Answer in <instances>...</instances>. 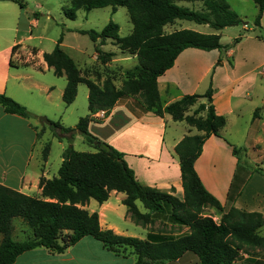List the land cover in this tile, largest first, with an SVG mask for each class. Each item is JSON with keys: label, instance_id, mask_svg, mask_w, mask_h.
<instances>
[{"label": "trees", "instance_id": "1", "mask_svg": "<svg viewBox=\"0 0 264 264\" xmlns=\"http://www.w3.org/2000/svg\"><path fill=\"white\" fill-rule=\"evenodd\" d=\"M12 1L22 9L26 8L21 0ZM253 1L259 9L255 26L262 28L264 0ZM181 2L201 3L202 10L181 6L178 4ZM108 7L113 12L119 7L126 8L133 25L131 35L121 37L120 27L113 21L101 32L86 31L81 34L88 35L100 45H105L108 40L113 41L122 51L136 55L139 65L126 72L122 87L117 88L114 78L106 71L104 81L98 69L92 71L95 80L89 78V74L82 76L78 65L61 46L63 37L51 53L44 54V60L54 70L55 76L67 80L63 95L66 106L75 102L80 84L87 86L89 114L80 119L77 130L96 152H78L69 147L63 154L58 176L40 180L41 198L22 194L0 184V235L3 236L0 264H14L20 255L37 248H45L52 254H63L85 237L101 242L105 249L117 256L135 255L136 264H165L180 259L186 253L195 254L201 264H237L244 255L250 259L241 264H264L253 259L264 255V236L261 235L264 216L235 207L225 211L221 202L205 188L195 169L205 142L212 135L220 136V131L226 125V118L215 112L212 87L204 95L185 96L167 107L163 106L158 90V79L174 66L185 50H218L226 53L240 44L245 35L237 37L233 44L223 46L220 35L192 30L166 34V26L176 21H188L222 31L247 23L231 9L226 0H72L71 7L64 14L69 20H75L80 10L89 12ZM257 38L264 40L261 36ZM97 52L103 65L115 56L114 53H103L99 48ZM135 97L140 99L145 112H153L158 117L169 114L174 121L185 122L202 133L186 136L175 148L181 167L183 201L174 195L175 188L164 192L141 184L125 161L124 154L111 146L109 152L104 150L102 145L105 143L88 130L91 122H101L96 119L98 113L104 112L107 117L122 99ZM200 99H205L206 103L200 104L189 115L190 109ZM0 106L7 114L28 120L34 117L26 107L5 94H0ZM62 128L66 132L75 131ZM55 137L61 139L57 135ZM49 151L50 147L46 146L44 160ZM234 154L237 155L238 150L234 149ZM113 191L126 195L123 204L134 223L142 226L151 224L153 214H165L170 210L172 217L187 226L190 233L177 239L152 242L103 230L98 213H90L83 207L91 199L100 204L107 202ZM230 200H233L231 195ZM138 201L148 213L140 212ZM207 208L221 213L219 223L212 216L205 215ZM15 219L22 220L31 230V235L24 241H16L13 237Z\"/></svg>", "mask_w": 264, "mask_h": 264}, {"label": "crops", "instance_id": "2", "mask_svg": "<svg viewBox=\"0 0 264 264\" xmlns=\"http://www.w3.org/2000/svg\"><path fill=\"white\" fill-rule=\"evenodd\" d=\"M21 1L26 4L24 0ZM27 13L33 14L12 0H0V94L26 107L34 116L28 120L7 114L0 106V184L41 198L40 180L58 176L63 154L73 145L66 139L56 138L49 127L40 125L38 118L47 116L64 128L78 131L80 119L87 116L89 111L77 113V110H70L74 102L70 106L65 105L63 112L61 105L64 103L67 80H63V77L59 79L64 82L46 79L49 73L55 75L54 70L44 60V54L48 52L29 43L37 39L41 41L42 37L34 36L31 27H36L38 21L30 19ZM263 21L264 15L261 26ZM81 32L86 31L78 33ZM97 44L100 51L114 53L115 56L103 65L96 49V53L89 56L92 62L85 68L75 62L82 76L89 74V78L95 80L92 71L98 69L103 74L102 81L109 74L114 78L116 87L121 88L126 72L139 65L137 56L122 51L111 40L105 45ZM61 46L65 51L64 40ZM109 47L112 49L105 51ZM78 54L86 56L84 51H78ZM259 57L256 52L237 53L235 48L225 54L218 50L187 49L179 55L174 66L158 79V90L163 106L167 107L185 96L204 95L212 87L215 112L226 118V125L220 131V136L212 135L205 142L195 169L205 188L221 202L225 211L235 207L264 216V74L259 66H249V61L257 62ZM81 93L83 101L88 100L89 90H82L79 86L78 96ZM199 101L198 105L206 103L205 99ZM96 119L101 122H91L89 132L124 154L125 161L141 184L164 192L175 188L174 195L184 200L181 167L175 148L186 136L202 133L195 129L197 134H194V128L185 122L174 121L169 114L158 117L153 112H145L138 97L122 99L107 117L100 112ZM240 139L241 142L238 141ZM55 145L60 151V165L52 170L49 165ZM46 146L50 147V151L44 160ZM241 146L249 151L247 155L257 156L250 158L256 170L249 165L241 166L238 155L234 154V149ZM239 173L242 174L240 179ZM230 195L233 200H230ZM125 198V194L113 191L107 202L100 204L91 199L83 208L90 213H98L103 230H112L120 236L157 242L190 233L187 226L172 217L170 210L165 214H153L151 224L142 226L134 223L123 204ZM137 206L141 213H148L141 202L138 201ZM220 218L215 219L216 222ZM2 240L3 236L0 235V244ZM248 259L250 257L244 255L237 264L246 263ZM253 259L264 263V255ZM136 263L135 255L117 256L105 249L101 242L85 237L63 254H52L45 248H37L20 255L14 264ZM165 264L201 262L195 254L186 253L180 259Z\"/></svg>", "mask_w": 264, "mask_h": 264}, {"label": "rangeland", "instance_id": "3", "mask_svg": "<svg viewBox=\"0 0 264 264\" xmlns=\"http://www.w3.org/2000/svg\"><path fill=\"white\" fill-rule=\"evenodd\" d=\"M26 2V12L30 11L33 14H28L30 19H36L38 25L36 27H31L34 30V36L42 37L41 41L37 39L36 41L29 42L30 45H37L40 49L50 53L55 48L59 39L63 37L65 41V51L74 59V61L82 68H85V65L90 64L92 61L89 56H92L96 53V49L99 48L97 43H94L88 35H83L78 33L79 31H97L101 32L111 21L118 24L120 27V36L127 37L131 34L133 30V25L130 21L128 12L126 8L120 7L117 12L114 13L111 7L104 9H96L92 11L80 10L77 12V18L75 20H69L66 18L64 11L71 7L72 0H24ZM230 5L231 9L236 12L244 23L247 25L241 24L236 27H228L221 32H217L214 29L206 25H197L193 22L188 21H176L173 25H168L165 27L164 31L166 34H171L173 32L182 31V30H192L202 34H220L221 44L227 46L233 44L234 40L242 34H245L243 40L240 44L235 46V52H256L260 55L257 59L258 61H249V66L264 68V42L257 41V37H264V21L262 23V28L255 26V20L259 13V9L253 0H226ZM181 6L188 7L190 9L200 11L202 10L201 3H178ZM37 15V16H35ZM78 31V32H76ZM259 40V39H258ZM264 41V40H261ZM241 45V47H239ZM112 47L107 48L105 51H110ZM78 51H84L86 56L78 54ZM129 54L128 52H126ZM225 52H223L224 54ZM255 62V63H254ZM137 63V61H135ZM253 63V64H252ZM134 65V63L132 64ZM21 68H23L21 66ZM123 77V76H122ZM47 80H54L58 82H64L66 78L63 77V80L59 79L52 73H49L46 76ZM82 90H88L85 84L79 85ZM198 103L193 106L189 115H192L194 111L199 106ZM63 112H65V104L62 103ZM70 110H77V113H87L88 100L82 98V93L75 100V104ZM70 112V111H69ZM261 112V110H259ZM82 115V114H81ZM87 115V114H86ZM66 116H69V113H66ZM46 117L47 116H40ZM85 117V116H82ZM49 119V118H48ZM50 120V119H49ZM70 123V121H69ZM47 128V127H45ZM194 134H197L195 129L192 130ZM54 134V133H53ZM77 135V136H76ZM239 142L242 139L238 140ZM73 148L78 152H87L94 153L96 149L86 143L85 138L81 134H75L74 140L71 143ZM238 158L240 159L241 166L249 167L253 170H256V166L251 162V159H254L255 155L249 154L248 150L244 146L238 147ZM253 153V151H252ZM251 158V159H250ZM60 165V151L57 145H55L51 151V161L50 168L55 170ZM261 171V170H259ZM242 176L239 173L238 179ZM205 215L212 216L214 220L221 217V213L215 209L207 208ZM221 219V218H220ZM215 220V221H216ZM219 222V221H218ZM13 236L16 241H24L31 235V230L28 226L19 219H15L13 223ZM28 228V229H27ZM262 234L264 235V229Z\"/></svg>", "mask_w": 264, "mask_h": 264}, {"label": "water", "instance_id": "4", "mask_svg": "<svg viewBox=\"0 0 264 264\" xmlns=\"http://www.w3.org/2000/svg\"><path fill=\"white\" fill-rule=\"evenodd\" d=\"M38 121L41 126L49 127L55 135H57L61 139H66L69 143L73 142L75 134L82 135V133L79 131L66 132L62 127L57 126L54 122L50 121L46 117H39ZM102 148L108 152L110 151V146L107 144H103Z\"/></svg>", "mask_w": 264, "mask_h": 264}, {"label": "built area", "instance_id": "5", "mask_svg": "<svg viewBox=\"0 0 264 264\" xmlns=\"http://www.w3.org/2000/svg\"><path fill=\"white\" fill-rule=\"evenodd\" d=\"M261 72L264 74V68L261 69Z\"/></svg>", "mask_w": 264, "mask_h": 264}]
</instances>
